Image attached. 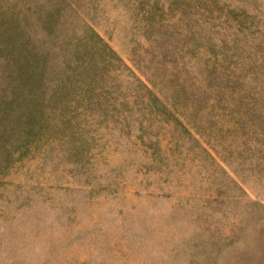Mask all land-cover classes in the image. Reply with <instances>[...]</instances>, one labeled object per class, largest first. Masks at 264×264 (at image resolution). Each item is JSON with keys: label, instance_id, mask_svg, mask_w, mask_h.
Returning <instances> with one entry per match:
<instances>
[{"label": "rangeland", "instance_id": "374dc122", "mask_svg": "<svg viewBox=\"0 0 264 264\" xmlns=\"http://www.w3.org/2000/svg\"><path fill=\"white\" fill-rule=\"evenodd\" d=\"M29 1L0 0V18L17 12L24 17L20 7ZM72 1L136 74L168 99L167 72L140 55L148 45L156 49L144 36L151 35L143 31V17L151 8L153 18L162 20L159 28L167 23V33L174 35L186 27L187 0ZM220 3L255 14L261 31L250 45L252 52L264 51V0ZM77 23L73 12L64 14L56 33L67 37ZM189 64L196 67L199 60ZM262 69L260 64L254 72L259 108H264ZM83 104L78 99L66 110L82 127L73 142L81 140L88 152L69 159L68 140L54 128L57 111H52L27 154L2 176L0 264H232L237 257L247 261L250 251L260 258L264 239L255 238L264 232V163L255 150L259 144L244 142L241 129H232L224 113L216 119L214 141L205 143L219 158L218 167L209 160L178 161L172 168L182 174L174 181L178 173H172L168 182L146 169V154L125 129L83 111ZM170 133L163 126L165 150L184 154L185 148L178 146L177 152L166 142ZM248 146L254 152L245 151Z\"/></svg>", "mask_w": 264, "mask_h": 264}, {"label": "trees", "instance_id": "16d2710c", "mask_svg": "<svg viewBox=\"0 0 264 264\" xmlns=\"http://www.w3.org/2000/svg\"><path fill=\"white\" fill-rule=\"evenodd\" d=\"M222 3L187 0L186 27L174 35L167 33V23L159 28L162 20L153 18L151 8L145 11L143 31L151 36H144L156 49L148 45L140 55L167 72L168 99L136 74L81 15L77 2L30 0L20 7L27 12L24 17L17 12L0 18V182L7 169L27 154L30 141L42 132L52 111H57L54 128L68 140L69 159L75 162L88 152L81 140L73 142L74 132L80 133L82 127L66 110L78 99L84 100L83 111L125 129L131 143L146 154V169L162 181L169 182L172 173H178L174 181L179 179L182 173L172 168L178 161L209 160L218 167L219 158L205 143L215 139L220 112L232 129H241L244 142L259 144L254 148L264 163V108L256 105L254 97L259 92L254 72L264 65V51L252 52L250 45L261 26L255 14ZM70 12L79 23L67 37L60 36L56 33L60 19ZM196 59V67L189 64ZM163 126L171 130L166 142L173 143L175 150L185 148L184 154L170 155L165 150ZM245 151L254 152L250 146ZM258 238L264 239V232ZM250 252L247 261L239 257V263L237 257L232 264H264V252L260 258Z\"/></svg>", "mask_w": 264, "mask_h": 264}]
</instances>
